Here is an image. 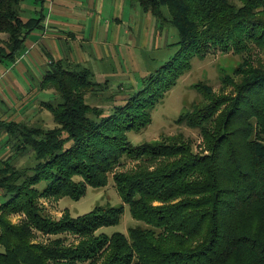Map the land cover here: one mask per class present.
<instances>
[{
  "label": "trees",
  "instance_id": "obj_1",
  "mask_svg": "<svg viewBox=\"0 0 264 264\" xmlns=\"http://www.w3.org/2000/svg\"><path fill=\"white\" fill-rule=\"evenodd\" d=\"M45 1L32 0L24 17L25 0H0V63L16 62L27 36L42 29ZM139 4L160 29L175 27L178 40L125 102L108 113L92 106L86 95L103 83L85 66L51 59L40 88L57 93L56 103L44 102L56 125L0 120L12 156H34L21 168L0 161V264H264V0ZM211 50L242 60L222 77V91L196 83L204 102L178 118L199 129L200 149L181 135L132 145L127 132L147 126L193 59ZM124 157L139 163L117 170ZM110 174L123 204L58 219L43 212L42 198L79 200ZM124 205L142 225L99 231L119 224ZM15 213L25 218L14 223Z\"/></svg>",
  "mask_w": 264,
  "mask_h": 264
},
{
  "label": "rangeland",
  "instance_id": "obj_2",
  "mask_svg": "<svg viewBox=\"0 0 264 264\" xmlns=\"http://www.w3.org/2000/svg\"><path fill=\"white\" fill-rule=\"evenodd\" d=\"M25 2H28V0H25ZM22 15L28 17V9L25 10L24 8ZM177 40V29L169 24L164 26L160 31V47L152 44H149L148 47H144L141 44L140 46H137V49H134L132 52L131 59L129 61L126 60L128 68L125 70L124 74L130 69L127 78L108 86L104 84V81H100L103 82L101 87L102 90H100V86H98L95 92L97 93L99 91L102 95L94 98L88 97L86 99L87 102L91 105H95V103L98 102L106 105V107H108V109H106L107 113L110 112V109H113V107L125 102L128 96H124L122 99L112 104L113 101L119 98L114 96L116 94L113 93L119 89L120 84L126 87L128 86L127 88L130 92L138 88L145 75L159 67L160 64L165 62L174 53L175 47H172L171 44ZM241 60L242 57L239 54L232 52L223 53L219 50H211L202 59L198 57L194 58L192 68L181 76L177 83L165 94L162 100L151 111V122L140 130H131L127 132L129 142L136 146L145 142L166 141L170 138L181 135L183 138L192 142L195 150H199L201 143L199 129L188 126L184 121L178 122V118L182 113L189 111L195 105H201L204 102L203 96L194 87L196 83L204 82L210 85L215 92L222 91V77L225 74H233L234 69ZM109 76L113 77L111 74H109ZM40 81L41 80L33 82L34 84L31 90L26 92L22 97L23 99L21 98L23 102L22 111L11 119H16L19 122H25L30 125L52 128L56 123L44 102H52L54 104L58 96L56 91L52 88H40ZM114 89L116 90L114 91ZM130 92H126V94L128 95ZM119 93L124 95L123 91ZM109 94H113V96L108 98L107 96ZM3 134L4 136L1 138ZM0 138V161L8 157L11 159L12 165L16 164L15 167L17 168L33 164L34 156L31 152L27 155L16 154V156H12L14 151L11 147V143L6 142L7 136L1 129ZM138 163V160L124 157L117 170H131L136 167ZM47 183L48 182L46 181H42L39 183L38 187L43 189ZM4 199L5 198L0 194V202ZM41 203L45 214L58 219L66 210H69L71 215L77 216L90 211L97 205L118 206L123 204V201L115 187L112 174H110L105 186L99 188L88 187L86 194L79 200H73L70 197L65 196L50 199L42 198ZM10 218L12 222L19 223L25 218V215L24 213H15L12 214ZM135 225H142V223L136 221L132 217L128 205H124V212L119 224L101 228L99 231L108 234L120 231L127 234L128 228ZM47 237L48 236L38 234L37 239L39 241H45ZM71 239L72 238L70 237V240Z\"/></svg>",
  "mask_w": 264,
  "mask_h": 264
},
{
  "label": "crops",
  "instance_id": "obj_3",
  "mask_svg": "<svg viewBox=\"0 0 264 264\" xmlns=\"http://www.w3.org/2000/svg\"><path fill=\"white\" fill-rule=\"evenodd\" d=\"M22 7L32 12L35 6L28 0ZM44 14L42 29L27 36L16 62L0 63V120L11 119L22 111L21 98L33 82L41 80L51 59L85 66L93 80L107 82L108 86L127 78L130 69L124 74L126 60L131 59L137 46H161L162 28L143 12L139 0H46ZM127 87L120 84L114 89V96L119 98L115 97L112 104L128 96ZM101 95L99 91L90 92L86 99ZM92 106L105 113L108 109L99 102Z\"/></svg>",
  "mask_w": 264,
  "mask_h": 264
}]
</instances>
